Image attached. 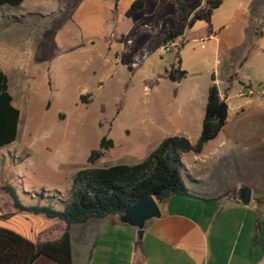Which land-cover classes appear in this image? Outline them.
Instances as JSON below:
<instances>
[{"label": "rangeland", "instance_id": "obj_1", "mask_svg": "<svg viewBox=\"0 0 264 264\" xmlns=\"http://www.w3.org/2000/svg\"><path fill=\"white\" fill-rule=\"evenodd\" d=\"M80 1L26 0L0 7V38L15 57L10 89L21 110L17 139L0 148V225L35 241L58 238L66 223L17 209L2 186L13 185L25 204L63 208L79 169L144 159L161 142L146 129L176 111L189 94L185 86L157 78L178 63L181 41L166 54L158 49L165 42L163 19L172 15L167 26H181L178 0H143L137 11L115 7L118 0H83V16L73 18ZM185 1L189 17L205 4ZM118 2L125 6V0ZM201 26L188 31L189 41ZM196 46L190 43L188 51ZM263 130L264 115L250 107L232 116L209 145L230 147L213 163V176L264 185ZM104 135L114 147L89 163ZM182 176L187 179L185 169ZM260 212L264 219V206ZM101 227L97 223L81 236V225H73V264H133L132 234ZM136 237L142 238L138 229Z\"/></svg>", "mask_w": 264, "mask_h": 264}, {"label": "crops", "instance_id": "obj_2", "mask_svg": "<svg viewBox=\"0 0 264 264\" xmlns=\"http://www.w3.org/2000/svg\"><path fill=\"white\" fill-rule=\"evenodd\" d=\"M118 1L117 8L128 11L132 10L135 0H125L124 7ZM84 2L80 1L73 18L83 16ZM91 19L95 24L97 18ZM198 24L202 25V31L189 41L188 31ZM211 28L212 32L208 24L200 20L175 39L183 43L179 50L180 68L187 74L172 82L179 87L185 86L189 94L176 105V111L165 116L163 121L155 119L146 129L158 133L161 140L183 135L192 142L197 141L212 75L228 103V117L221 131L228 127L232 116L239 115L246 107L264 115V0H224L213 12ZM0 39V70L8 75L11 86L15 57L12 47H7ZM190 43L197 45L192 52L188 51ZM157 78L169 79L166 71ZM221 131L201 152L182 154L187 177L182 176V179L192 195L172 194L159 202L162 214L146 222L141 239L136 237L137 227L108 216L71 224V243L73 225H81L82 236V232L92 231L99 223L101 228L107 226L132 234L129 242L133 264H264V237L261 236L264 219L260 214L264 206V185H247L252 195L250 203L244 205L237 199L239 181L213 176V163L230 150V147H209ZM260 135L264 139V130ZM97 236L92 238V244ZM72 256L74 258L73 246Z\"/></svg>", "mask_w": 264, "mask_h": 264}, {"label": "trees", "instance_id": "obj_3", "mask_svg": "<svg viewBox=\"0 0 264 264\" xmlns=\"http://www.w3.org/2000/svg\"><path fill=\"white\" fill-rule=\"evenodd\" d=\"M24 1L0 0V7L19 6ZM223 1L205 0V4L189 17L190 11L186 1L178 0L177 11L182 14L181 26L178 29L168 27L167 23L172 19V15L165 17L164 41H172L183 36L186 29L192 28L200 20L205 21L212 32L213 12ZM143 5V0H135L131 8L137 11L142 9ZM182 44L181 42L180 46ZM178 57V63H173L166 70L168 78L173 81L180 80L187 74L185 69L180 68L179 54ZM88 96L82 95V101ZM20 117L21 110L14 103L9 77L0 70V148L17 139ZM227 117L228 103L221 96L219 86L212 75L202 129L196 142L183 135L169 136L161 140L137 163L79 169L74 175L70 199L62 200L63 208H56L51 204H25L13 185L2 186L13 198L17 209L50 219L58 218L66 223V227L56 239L34 241L14 229L0 225V264H38L40 260L47 264H73L71 224L85 223L93 218L116 216L148 195H152L158 203L172 194L192 195L182 179L184 170L182 154L189 151L201 152L205 144L217 137L224 128ZM112 147L114 140L104 135L98 148L90 152L88 162L93 164Z\"/></svg>", "mask_w": 264, "mask_h": 264}, {"label": "water", "instance_id": "obj_4", "mask_svg": "<svg viewBox=\"0 0 264 264\" xmlns=\"http://www.w3.org/2000/svg\"><path fill=\"white\" fill-rule=\"evenodd\" d=\"M252 189L241 183L237 190V199L244 205H248L251 200ZM162 214L158 201L148 195L133 206L126 208L122 213L115 216L118 222L130 224L138 228L142 237L144 227L149 219L160 217Z\"/></svg>", "mask_w": 264, "mask_h": 264}, {"label": "built area", "instance_id": "obj_5", "mask_svg": "<svg viewBox=\"0 0 264 264\" xmlns=\"http://www.w3.org/2000/svg\"><path fill=\"white\" fill-rule=\"evenodd\" d=\"M178 44V42H175V40L162 42L159 44L158 49L161 54H166L170 51H172L173 47Z\"/></svg>", "mask_w": 264, "mask_h": 264}]
</instances>
